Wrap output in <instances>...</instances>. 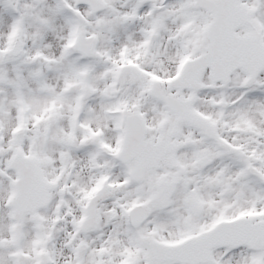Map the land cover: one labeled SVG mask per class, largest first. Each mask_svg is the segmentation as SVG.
Masks as SVG:
<instances>
[{
    "label": "snow or ice",
    "instance_id": "6c2138e0",
    "mask_svg": "<svg viewBox=\"0 0 264 264\" xmlns=\"http://www.w3.org/2000/svg\"><path fill=\"white\" fill-rule=\"evenodd\" d=\"M0 264H264V0H0Z\"/></svg>",
    "mask_w": 264,
    "mask_h": 264
}]
</instances>
